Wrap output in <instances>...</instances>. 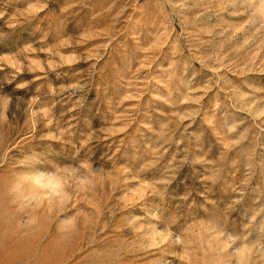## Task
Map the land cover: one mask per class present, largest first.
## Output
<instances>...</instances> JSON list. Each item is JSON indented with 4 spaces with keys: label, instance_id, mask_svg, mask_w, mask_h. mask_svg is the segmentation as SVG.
<instances>
[{
    "label": "rangeland",
    "instance_id": "rangeland-1",
    "mask_svg": "<svg viewBox=\"0 0 264 264\" xmlns=\"http://www.w3.org/2000/svg\"><path fill=\"white\" fill-rule=\"evenodd\" d=\"M0 264H264V0H0Z\"/></svg>",
    "mask_w": 264,
    "mask_h": 264
}]
</instances>
